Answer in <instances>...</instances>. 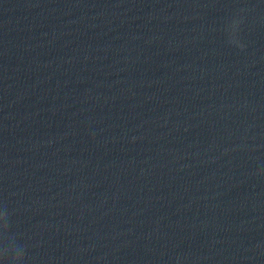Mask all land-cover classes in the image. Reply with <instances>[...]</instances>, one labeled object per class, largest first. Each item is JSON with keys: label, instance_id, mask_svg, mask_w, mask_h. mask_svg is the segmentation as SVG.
<instances>
[{"label": "clouds", "instance_id": "1", "mask_svg": "<svg viewBox=\"0 0 264 264\" xmlns=\"http://www.w3.org/2000/svg\"><path fill=\"white\" fill-rule=\"evenodd\" d=\"M9 223L11 224V221ZM13 243H15V251L20 252L21 247H20L19 243L13 242L10 233L5 234V235H0V249H11ZM24 251H25V255H24V260H25L26 250H24Z\"/></svg>", "mask_w": 264, "mask_h": 264}]
</instances>
